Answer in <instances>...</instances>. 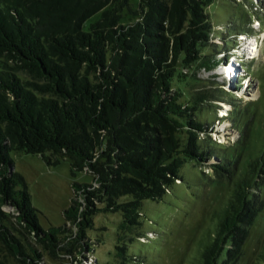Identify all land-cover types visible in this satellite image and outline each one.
Wrapping results in <instances>:
<instances>
[{"label": "trees", "instance_id": "1", "mask_svg": "<svg viewBox=\"0 0 264 264\" xmlns=\"http://www.w3.org/2000/svg\"><path fill=\"white\" fill-rule=\"evenodd\" d=\"M213 3L0 0V264H98L88 234L100 211L121 213L116 257L130 263L143 201L162 200L187 162L211 152L199 140L210 123L199 118L198 96L183 99L181 68L221 63L207 55ZM12 152L48 166L68 158L74 176L93 175L92 184L73 182L62 226L39 223ZM226 161L216 171L229 172ZM244 170L197 264L239 261L264 211V154Z\"/></svg>", "mask_w": 264, "mask_h": 264}, {"label": "rangeland", "instance_id": "2", "mask_svg": "<svg viewBox=\"0 0 264 264\" xmlns=\"http://www.w3.org/2000/svg\"><path fill=\"white\" fill-rule=\"evenodd\" d=\"M131 2L139 6V0ZM207 12L214 30L207 55L221 63L210 71L197 67L181 71L188 75L183 99L198 96L199 118L210 123L209 133L201 134L199 140L211 152L204 162H187L180 170L181 178L162 200L143 201V234L127 243L129 264H197L215 233L217 212L232 196L231 181L237 173L245 172L248 158L264 154V0H214ZM97 18L87 20L85 27ZM231 64L233 71L228 73L225 68ZM10 155L15 170L27 182L39 223L45 229L62 226L64 210L71 204L73 182L92 184L93 175L83 170L74 176L68 158L48 166L40 155ZM228 156L230 171H216L215 165ZM261 187L260 198L264 200V182ZM93 221L88 237L97 263L119 264L116 249L121 213L100 211ZM261 254L264 211L250 227L236 264H264Z\"/></svg>", "mask_w": 264, "mask_h": 264}, {"label": "water", "instance_id": "3", "mask_svg": "<svg viewBox=\"0 0 264 264\" xmlns=\"http://www.w3.org/2000/svg\"><path fill=\"white\" fill-rule=\"evenodd\" d=\"M232 68H233V66L231 64V65H229L228 67L225 68L226 69L225 71L228 72V73H231L233 71Z\"/></svg>", "mask_w": 264, "mask_h": 264}, {"label": "bare ground", "instance_id": "4", "mask_svg": "<svg viewBox=\"0 0 264 264\" xmlns=\"http://www.w3.org/2000/svg\"><path fill=\"white\" fill-rule=\"evenodd\" d=\"M235 79V78H234ZM227 107V106H226Z\"/></svg>", "mask_w": 264, "mask_h": 264}]
</instances>
